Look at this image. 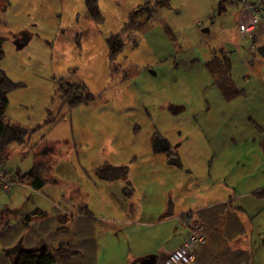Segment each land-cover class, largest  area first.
Instances as JSON below:
<instances>
[{"label": "rangeland", "instance_id": "1", "mask_svg": "<svg viewBox=\"0 0 264 264\" xmlns=\"http://www.w3.org/2000/svg\"><path fill=\"white\" fill-rule=\"evenodd\" d=\"M170 1V7L154 13L143 30L123 35L124 45L113 62L118 69L111 70L105 39L122 29L129 13L143 0H98L101 22L91 19L84 0H0V38L4 39L0 68L9 80L22 84L8 94L5 119L27 131L23 142L7 145L1 167L24 174L35 164L58 179L52 183L44 170L47 181L38 192L20 185L0 190V264H12L11 251L18 244L31 249L45 243L55 264H123L127 253L140 251L146 242L150 244L145 248L153 249V232L144 226L138 231L126 228L131 234L127 237L114 232L97 236V230L82 236L87 228L84 220L76 219L77 202L86 204L92 191L88 175L80 167V163L82 167L90 164L85 156L140 153L137 139L143 144L155 127L172 153H182L187 164L189 158L192 161L197 182L188 188L190 200L195 202L196 184L205 193L230 182L240 165L232 154L248 153L243 159L247 162L251 153L259 151L264 130L257 133L247 117L264 129V54L257 51L259 46L264 49V14L254 22L259 32L251 43L239 30L240 23L254 20L252 12L244 8L250 0H237L239 8L231 3L234 1ZM165 25L171 26L174 39ZM24 34L27 42L19 47L17 40ZM220 47L229 53L233 81L251 93L247 98L228 102L213 82L205 64ZM123 73L127 79L118 84ZM61 80L83 82L87 91L102 97L73 108L63 104L58 123L41 126L47 111L55 114L61 104ZM134 123L141 127L138 138L129 135ZM50 147L57 154L51 155ZM216 153H227L226 158L222 160ZM229 186L235 192L242 189L236 183ZM259 201L264 198L251 200ZM53 202L73 215L67 223L55 217L58 210ZM1 205L10 211L4 212ZM36 208L46 216L24 223L23 215ZM16 210L23 214L16 216ZM260 212L252 217L255 224L264 220ZM64 217L59 216L60 221L67 220ZM198 218L208 236L218 231L216 215L209 221L210 232L204 219ZM256 230L251 239H242L251 242L248 264H264V226ZM167 237L162 234L155 244L168 243ZM213 239L229 240L215 234ZM113 242L123 252L118 262L117 254L110 253ZM67 251L70 254L64 259Z\"/></svg>", "mask_w": 264, "mask_h": 264}, {"label": "crops", "instance_id": "2", "mask_svg": "<svg viewBox=\"0 0 264 264\" xmlns=\"http://www.w3.org/2000/svg\"><path fill=\"white\" fill-rule=\"evenodd\" d=\"M169 2L171 3L170 0ZM225 2L231 1L226 0ZM231 3L237 8L240 7V4L236 1ZM249 23L251 22L247 24ZM169 28L172 31L171 26ZM256 32H259L257 26L254 30L255 35ZM246 36L251 39L249 35ZM252 42L253 38L251 39V43ZM219 49L224 48L220 47ZM224 50L227 55H229L228 51L226 49ZM126 79L127 75L123 73L118 79V84H124ZM241 88L244 90L243 94L228 102H233L239 97L247 98V96L251 94L243 87ZM101 97L100 95V97L94 101L97 102ZM60 107H62L61 104L55 114L54 111L51 110L54 116L59 115ZM124 107H127V110L131 109L130 106ZM246 110L249 114L250 111L248 108ZM59 120L60 117L49 127L58 123ZM247 121L253 126L257 133L264 130L261 128V125L252 120L250 116L247 117ZM140 131V125L134 123L131 131H129V135L137 137ZM155 132L159 131L155 129V127L151 128L148 131L149 134H147L148 138L143 144H140V140L137 139L139 145H137L136 149H140V153H102V155L101 153H97V155H94L93 159L92 157L87 158V156H85V158L90 161V164H84V167H82L79 162L82 170L88 175V182L92 185V191L88 193L89 199L85 200L86 204H84L83 200H80L79 203L77 202L78 213L76 214V219L84 220L82 224L87 228L82 231V236L85 235L87 231V233L90 231L94 233L97 230V236L106 232H114L116 234H123L127 237L131 234L127 232L128 230L126 228H135L131 230L138 231L141 226L149 227L153 232L151 234L154 239L151 245L153 249L149 250L145 248L150 244L146 242V245L140 248V251L131 250L127 253V258L123 259V264H139L138 261L140 259L150 254L155 255L156 264H159L160 261L180 244L186 234L187 230L181 222V217L187 212L194 211L198 217L204 219V223L207 225V231L212 230L209 221L216 215V227L219 223V229L216 233H210L209 236L206 234L205 245L198 251L195 259L188 264H232L231 259L234 257L233 254L235 251L251 254V242L247 241V243H244L243 238L251 239L254 233L257 232L256 229H258L259 226H264V220L255 224V220L252 218L257 213L259 214L261 209H264V202H251L252 198H264V194H257L258 191L264 190V139L259 140V151L251 153V160L243 162L244 158L245 160L247 159L248 153H235L232 154V157L230 156L240 163V165L237 166L238 169L236 174L230 176V182L219 183L218 187L210 192L206 191L205 193H203L198 188V184H196V186H194L196 201L192 202L190 200L192 192H189L190 189L188 188L190 183L194 182V180L196 181V179L193 180L192 171L195 170L192 161L189 158L190 162L187 164L182 157V153H174L179 160V166L169 163L166 153L155 149V143H153V135ZM160 136L163 137L161 134ZM162 141H165L169 145L164 137ZM48 150H50L51 155L57 154L53 153L56 152L55 147H50ZM156 151L158 153H156ZM77 154L79 159V153ZM216 154L223 160L226 158L227 153ZM196 157L202 156L196 154ZM209 160H211V158ZM105 164L114 167L126 166V174L115 179L100 178L96 175L95 169ZM33 166L36 165L34 164ZM38 168L44 179L43 186H45L47 181L44 178L45 176H43L42 171L44 170L47 171V175L51 178L52 183H58V179L51 176L46 168L44 170L41 166H38ZM0 169L5 171L1 166ZM15 174L19 176L23 175L19 170H17ZM21 183L20 186L26 187L33 192H38L44 188L43 186L34 188L29 182ZM230 183H236L239 187H242V189L239 192H235L233 188L230 189ZM85 194L87 197V193ZM185 197H187L188 200L185 201ZM63 199L67 200L66 197ZM53 204L58 210L55 213V217L60 220L59 216L64 217L67 213V217H64L67 218V223L69 221V215L71 214H69L66 208H62L54 202ZM1 207L3 208H1L2 210L7 209L3 207V205H1ZM5 210L4 212H6ZM105 213H110L114 216L113 218H109L104 215ZM261 213H264V210H262L260 214ZM20 214L23 213L19 210L16 216ZM45 216L46 214L44 213L43 217ZM164 233L167 234L169 242H166V244H155L159 236ZM214 234L218 239L226 238L229 240L227 242H216L213 239ZM118 248L119 247L113 242L110 253L117 254L114 256L117 258V262L123 258V252L120 251V248L118 250ZM236 264L239 263L236 261Z\"/></svg>", "mask_w": 264, "mask_h": 264}, {"label": "trees", "instance_id": "3", "mask_svg": "<svg viewBox=\"0 0 264 264\" xmlns=\"http://www.w3.org/2000/svg\"><path fill=\"white\" fill-rule=\"evenodd\" d=\"M250 1L254 2L255 0ZM84 3L86 11L91 19H93L95 22H101L102 17L99 13L98 0H84ZM169 5V0H143L140 5H138L129 13L128 19L124 23L122 29L119 32L114 34L112 33L106 37L105 42L107 45V59L111 70L118 69L113 62L117 55L121 52L124 45L123 35L131 30H143L146 25L149 24L154 13L156 14L161 8L169 7ZM262 14H264V10H262ZM165 29L167 30V33L171 36V38L174 39V35L168 25H165ZM254 35L255 34L252 33L249 36L251 39H254ZM3 40V38H0V61L3 58ZM219 50V53H216L214 51L212 56L206 62L205 66L210 72L213 78V82L218 87L221 96L226 101H231L237 96L243 94L244 90L241 87L237 86L235 81H233V77L231 76L230 56L227 55L224 49ZM21 85V83H14L9 80L5 72L0 68V166L2 162L7 158V145L13 141L21 143L27 135L26 130L19 128L15 124L7 122L5 119L8 105V94ZM58 95L61 105L66 104L70 108H73L79 104H88L100 97V94L94 95L93 93L87 91L86 85L83 82H64L62 80L60 81L58 86ZM52 113L53 112H51V110L47 111L46 118L44 119V122L41 126H50L58 119L59 115L54 116ZM160 139L163 140V137H161L158 132H155L153 135V143ZM162 152L166 153L169 163L179 166L177 155H174V153L170 151L169 145ZM126 170V166L114 167L105 164L101 167L96 168L95 173L97 176L103 179H115L120 176H124L126 174ZM19 180L21 182H29V184L34 188H40L44 184V179L40 174L38 166H33L22 176H19ZM257 194H264V190L258 191ZM5 211L8 212L10 210L6 209ZM43 216V211L34 209L29 214L23 216V222L29 223L31 220L42 218ZM59 222L65 224L66 219L64 221L59 220ZM204 245L205 243L199 248V250ZM48 251V247L45 243H41L38 247L31 249L23 248L20 244H18L14 246V248H12L11 263L55 264L54 256L51 255ZM73 253L74 252H72L71 254ZM69 254V251H67L66 255H64L63 258H67ZM243 255H245V258L241 259ZM233 256L234 257L231 259L232 264H236V261L239 264H248L246 263V261L248 257L250 258L249 253L246 254L245 252L240 251H235Z\"/></svg>", "mask_w": 264, "mask_h": 264}, {"label": "built area", "instance_id": "4", "mask_svg": "<svg viewBox=\"0 0 264 264\" xmlns=\"http://www.w3.org/2000/svg\"><path fill=\"white\" fill-rule=\"evenodd\" d=\"M244 8L249 9L254 17L249 24L240 23L239 30L248 35L254 33L255 23L264 10V0L247 1ZM20 185L18 176L15 173L5 172L0 169V190H8L12 185ZM181 222L186 228V234L180 244L173 249L159 264H188L193 261L199 248L206 241V234L203 225L194 211L185 213Z\"/></svg>", "mask_w": 264, "mask_h": 264}, {"label": "water", "instance_id": "5", "mask_svg": "<svg viewBox=\"0 0 264 264\" xmlns=\"http://www.w3.org/2000/svg\"><path fill=\"white\" fill-rule=\"evenodd\" d=\"M27 39L28 37L26 36V34H24L22 39L17 40L18 46L20 47L22 44H25L27 42ZM257 51L261 54H264V49H262L261 46L257 47ZM138 263L139 264H156V257L155 255H152V254L146 255L144 258L140 259Z\"/></svg>", "mask_w": 264, "mask_h": 264}, {"label": "flooded vegetation", "instance_id": "6", "mask_svg": "<svg viewBox=\"0 0 264 264\" xmlns=\"http://www.w3.org/2000/svg\"><path fill=\"white\" fill-rule=\"evenodd\" d=\"M168 147L167 143L165 141L162 140H157L155 142V149L159 150V151H163Z\"/></svg>", "mask_w": 264, "mask_h": 264}, {"label": "clouds", "instance_id": "7", "mask_svg": "<svg viewBox=\"0 0 264 264\" xmlns=\"http://www.w3.org/2000/svg\"><path fill=\"white\" fill-rule=\"evenodd\" d=\"M17 175V174H16ZM18 176V175H17ZM18 179H19V176H18ZM20 181V180H19ZM20 183H21V181H20ZM22 184V183H21ZM198 217V216H197Z\"/></svg>", "mask_w": 264, "mask_h": 264}]
</instances>
